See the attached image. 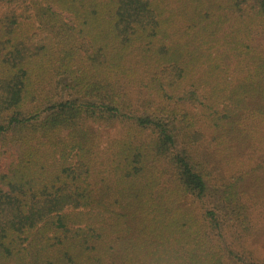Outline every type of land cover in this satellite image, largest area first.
<instances>
[{
    "label": "trees",
    "instance_id": "16d2710c",
    "mask_svg": "<svg viewBox=\"0 0 264 264\" xmlns=\"http://www.w3.org/2000/svg\"><path fill=\"white\" fill-rule=\"evenodd\" d=\"M0 264H264V0H0Z\"/></svg>",
    "mask_w": 264,
    "mask_h": 264
}]
</instances>
